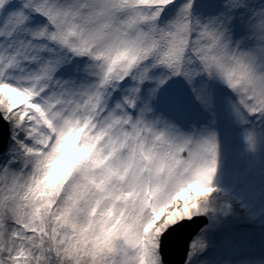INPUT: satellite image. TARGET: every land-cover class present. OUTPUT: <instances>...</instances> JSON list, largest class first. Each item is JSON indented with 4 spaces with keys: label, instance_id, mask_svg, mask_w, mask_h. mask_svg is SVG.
<instances>
[{
    "label": "snow or ice",
    "instance_id": "snow-or-ice-1",
    "mask_svg": "<svg viewBox=\"0 0 264 264\" xmlns=\"http://www.w3.org/2000/svg\"><path fill=\"white\" fill-rule=\"evenodd\" d=\"M0 264H264V0H0Z\"/></svg>",
    "mask_w": 264,
    "mask_h": 264
}]
</instances>
